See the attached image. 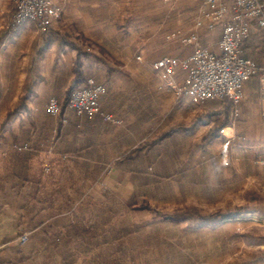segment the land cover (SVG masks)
<instances>
[{"label":"rangeland","instance_id":"rangeland-1","mask_svg":"<svg viewBox=\"0 0 264 264\" xmlns=\"http://www.w3.org/2000/svg\"><path fill=\"white\" fill-rule=\"evenodd\" d=\"M65 3L70 14V1ZM14 13L12 1L10 11L0 15V28L17 27L12 24ZM169 31L164 34L167 40ZM76 39L85 52L96 50L115 60L82 33ZM116 67L111 76L115 87L102 109L118 114L121 122L87 115L80 119L84 129L74 130L77 135L72 136L77 142H95L89 152L80 150L77 164L70 166L74 179L64 185H72L73 203L87 210L79 214L78 256L73 264H264V145L251 153L245 133L233 140L224 135L228 130L208 135L212 127L234 117L233 107L224 100L192 102L185 110L172 90L157 93L142 70ZM83 68L87 79L107 85L100 80L107 70H96L97 76L89 63ZM51 78L37 99L39 115L25 120L32 130L39 124L47 131L59 125V116L48 111L50 98H57L62 110L67 108L66 90L58 92ZM34 86L30 84L31 92ZM225 108L231 113L215 117ZM3 120L0 114V140L29 141L22 118L15 134L7 125L1 127ZM182 120L184 126L194 120L205 124L162 135ZM87 154L91 160L85 162ZM50 183L53 188L55 182ZM236 209L241 213L235 218H201Z\"/></svg>","mask_w":264,"mask_h":264},{"label":"crops","instance_id":"crops-1","mask_svg":"<svg viewBox=\"0 0 264 264\" xmlns=\"http://www.w3.org/2000/svg\"><path fill=\"white\" fill-rule=\"evenodd\" d=\"M55 1L64 9L61 18L47 33L41 32L32 21L16 28H10L8 24L0 28V107L3 109L0 114L5 117L1 127L7 125V129L15 134L22 118L23 133L31 145L29 150L20 151L18 147L23 143L18 142V137L0 140V264H73L77 261L76 229L79 214L87 210L78 202L73 203L72 185H64L74 179L70 166L77 164L75 160L80 150L89 152L95 144L72 140L73 134L74 137L77 135L74 130L84 129L80 119L87 115L78 117L63 106V113L71 118L63 122L59 117V125L51 131L44 129L42 124L32 130L31 125H25V120L39 113L37 99L42 95L48 77L58 85V92L66 90L65 104L68 103L67 95L75 84V62L79 50L85 52L82 43L76 39L79 33L88 42L96 43L106 56L110 54L115 58H104L92 49L87 50L91 53L88 57H83V53L80 55L83 69L89 63L97 76L96 70H107L100 78L108 81L107 85L103 83L106 93L101 98L102 106L106 95L115 87L111 76L117 70L116 65L142 70L157 93L172 90L166 75L153 64L165 55L187 56L193 45L183 44L179 39L167 40L164 34L168 30L197 31L200 45L220 52L221 27L214 30L196 27L202 0H162L164 5L156 0H69L70 14L66 10L67 0ZM10 6L11 0H0V15L9 12ZM67 22H70L69 32ZM245 54L257 62L259 73L246 83L244 99L239 104L224 100V105L233 107L234 117L222 131L228 130L224 135L229 140L245 133L250 147L247 151L253 153L264 145V29L253 31L245 44ZM84 75L86 77L85 72ZM184 77L181 72L178 80L182 82ZM31 83L35 85L33 92ZM174 95L187 110L192 103L190 99ZM226 109L214 113L215 117L231 113ZM185 110H182L183 119ZM91 117L103 118L98 114ZM184 121L170 128V135L205 124L194 120L190 126H184ZM47 132H50L49 137L45 136ZM90 157L87 154L82 159L86 162ZM52 181L55 184L50 188ZM24 233L29 235L26 241L21 240Z\"/></svg>","mask_w":264,"mask_h":264},{"label":"built area","instance_id":"built-area-1","mask_svg":"<svg viewBox=\"0 0 264 264\" xmlns=\"http://www.w3.org/2000/svg\"><path fill=\"white\" fill-rule=\"evenodd\" d=\"M12 1L15 4L13 26L32 21L41 32L47 33L62 15L55 0ZM202 4L196 27L207 30L221 27L220 52L200 45L197 31L182 33L173 30L168 32L167 38L193 45L192 52L184 57L165 55L153 66L166 75L169 87L179 97L186 96L196 104L227 100L237 105L244 98L246 83L259 73L257 62L245 54V44L256 28L264 29V0H202ZM181 72L185 74L182 82L178 80ZM105 93V85L90 78L72 93L67 110L78 117L98 114L109 122L120 123L113 114L102 109L101 98ZM48 111L62 117L63 122L69 121L55 97L50 98ZM30 147L26 142L18 149L26 151ZM21 240H28V234L24 233Z\"/></svg>","mask_w":264,"mask_h":264},{"label":"trees","instance_id":"trees-1","mask_svg":"<svg viewBox=\"0 0 264 264\" xmlns=\"http://www.w3.org/2000/svg\"><path fill=\"white\" fill-rule=\"evenodd\" d=\"M79 56L75 62V66H74V69H75V84L72 88H70L69 90V93H68V98H67V102L69 101L72 93L80 88L81 86H83L86 82H87V78L85 77L84 73H83V70H82V61H81V58H80V55L81 53L89 56L90 53L88 52H83L81 51V49L79 50ZM231 102V101H229ZM227 124V122H224L221 126L219 127H212L209 132H208V135L213 137V136H217L219 135V133L221 132L222 128ZM172 133V130H169L165 133H163L162 135L164 137L170 135ZM139 149V148H138ZM141 149V148H140ZM241 213V211L239 210H231V211H228V212H225V213H216L214 215H208V216H202L201 218L204 219V220H210V219H214L215 217H217L218 215L219 216H222V217H225V218H235L237 217L239 214Z\"/></svg>","mask_w":264,"mask_h":264}]
</instances>
